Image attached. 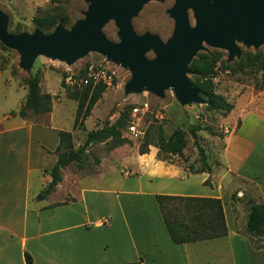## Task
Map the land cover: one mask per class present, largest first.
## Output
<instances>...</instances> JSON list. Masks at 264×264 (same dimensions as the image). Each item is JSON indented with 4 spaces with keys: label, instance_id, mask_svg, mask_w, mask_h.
I'll return each instance as SVG.
<instances>
[{
    "label": "crops",
    "instance_id": "0c3cea01",
    "mask_svg": "<svg viewBox=\"0 0 264 264\" xmlns=\"http://www.w3.org/2000/svg\"><path fill=\"white\" fill-rule=\"evenodd\" d=\"M3 73L0 70V76ZM14 85L21 87L18 81L0 80V103L10 99ZM23 88L26 92L16 103L18 108L3 109L0 116V264H26V252L32 264H202L209 243L218 241H223V253L230 252L231 258L236 260L242 248L249 254V264H264V248L257 249L238 233L230 195L223 194L233 187L235 179L253 182L259 191L256 202L264 204V101L253 99L240 113L241 125L224 138L219 166L208 162L211 173H192L186 166L158 159L157 150L151 149L148 154H137L136 169L126 164L127 159L124 163L110 156L102 159L110 163L114 174L125 167L117 189L90 184L92 180H109V174L99 171L82 176L71 169V164L61 169L63 180L56 190L38 200L37 195L51 181L49 171L58 161L55 151L60 144L59 133L66 130L61 125L63 115L56 108L25 118L10 115L18 112L26 100L28 88ZM69 169L78 193L68 189L56 198ZM195 176L200 177L203 192L195 193L176 184ZM156 195L221 199L228 236L175 245L166 236L162 215L146 227L132 220L130 210L121 201L131 196L155 199Z\"/></svg>",
    "mask_w": 264,
    "mask_h": 264
},
{
    "label": "rangeland",
    "instance_id": "374dc122",
    "mask_svg": "<svg viewBox=\"0 0 264 264\" xmlns=\"http://www.w3.org/2000/svg\"><path fill=\"white\" fill-rule=\"evenodd\" d=\"M89 5L90 3L86 0H0V11L8 17V30L13 34L33 35L37 30L49 34L55 29L50 31L41 29L35 22L36 18L56 16L60 21L59 24H63L61 20L66 19L67 23L63 26L66 29H71L78 20L85 18ZM174 5L175 0L150 1L132 20L136 33L139 36L152 33L158 35L163 41L169 40L173 37L175 30V21L170 14ZM189 13L191 24L195 25L194 12L190 10ZM103 30L109 39L121 42L119 28L115 20L109 21ZM237 45L241 48V57H236L230 62L227 51L211 48L204 44L203 50L198 52L192 63L200 57L199 61L194 64V68L192 63L189 65L190 72L187 74L196 89L205 88L207 82H212L214 92L234 106L230 113H226L217 109L213 102L199 91L202 102H190L185 105L180 103L173 90H165L163 97L149 90L141 93H127L125 87L132 80L133 72L129 68L108 61L96 52L89 53L72 64L59 59L38 56L31 71L27 72L20 67V54L16 50L7 48L0 41V70L4 71L0 80L10 79L13 80V83L18 81L21 86L16 88L14 85L10 88L12 90L9 95L10 99L0 103V116L4 114L3 109L7 111L17 109L16 103L19 104L23 100L26 92L23 86L28 88L29 78L40 76L42 92L52 96L53 108L62 113L61 125L66 131L71 130L75 149L85 143L88 134L92 131L105 127L114 132L112 137L90 146L80 163L71 165V169L82 176L96 175L99 171L111 176L109 180H99V182L92 180L90 184H99L101 187L115 186V189L121 185L122 174L120 172L122 173L121 169L125 167H120L118 174H114L110 163L108 164L107 160L106 164L108 165L102 162L104 157L110 156L111 159L117 160V162L122 160L123 163L127 159L125 160L126 164L131 165V169H136L137 154L145 136L139 140L128 133L126 116L135 105H149V108H142L144 121L141 126L146 132L149 130L152 140L159 129L162 130L163 140L172 137L176 130L182 132L180 138L184 143L183 154L173 155L161 152L157 146H150L149 152L151 149H156L158 159L186 166L188 169L190 165H194L196 169L200 168L201 156L192 136L194 126L199 125L202 130L197 131V136L200 145L206 151L208 162L219 166L218 155L225 146L224 138L241 125L240 113L253 99L264 101V69L260 68V62L255 59L257 53L264 54V45L259 48L249 47L241 41H237ZM216 56L219 57V60L213 72L208 75L200 73L199 70L204 72L208 70L209 62ZM147 57L154 58V52H150ZM240 61L241 63H239ZM98 62L109 66L114 72L113 84L111 87L97 92L93 102L90 99L83 100L74 92L78 89L72 88L67 79L69 77L78 78L89 66ZM30 115L35 116L32 111H30ZM156 142L158 141H154V143ZM71 169L67 171L65 183L56 198L62 197L68 189L78 193L79 188L72 186ZM125 170L127 171V169ZM199 181L200 177L195 176L176 184L181 188L200 193L203 192V188L199 185ZM134 182L131 183L134 185ZM209 182L207 181V183ZM143 186L146 187L144 184ZM230 187L224 190L223 194L229 193V198H231L232 194L236 193L238 198L244 200L236 203L237 231L251 241L246 230L249 213V205L246 201L248 198H253L256 201L259 191L253 182L237 179H235L233 187ZM121 201L125 208L127 206V209L130 210L132 220H139L146 227L152 226V219L158 218L159 220L161 218L157 201L150 196L123 197ZM233 212H235L234 207ZM252 239L254 247L262 244L259 238L253 237ZM222 243L223 241L209 243L207 251L204 252L202 264H249V254L244 249H238L235 260L231 258L230 252L223 253L225 248Z\"/></svg>",
    "mask_w": 264,
    "mask_h": 264
},
{
    "label": "water",
    "instance_id": "95a60500",
    "mask_svg": "<svg viewBox=\"0 0 264 264\" xmlns=\"http://www.w3.org/2000/svg\"><path fill=\"white\" fill-rule=\"evenodd\" d=\"M86 1L90 5L84 19L71 29L59 24L49 34L41 30L33 35L13 34L8 30V17L0 11V41L20 54V67L27 72L38 56L72 64L89 53H99L133 72L127 93L149 90L163 97L165 90H173L182 105L202 102L187 74L204 44L227 51L230 62L241 57L237 41L255 48L264 45V0H175L170 10L175 30L167 41L152 33L139 36L134 30L133 18L152 0ZM111 20L119 28L121 42L109 39L103 30ZM150 52L155 54L152 59L147 57Z\"/></svg>",
    "mask_w": 264,
    "mask_h": 264
},
{
    "label": "trees",
    "instance_id": "16d2710c",
    "mask_svg": "<svg viewBox=\"0 0 264 264\" xmlns=\"http://www.w3.org/2000/svg\"><path fill=\"white\" fill-rule=\"evenodd\" d=\"M63 24L67 23L66 19L61 20ZM36 24L45 31L55 29L59 20L56 16L48 18H36ZM203 57V56H202ZM200 57L192 63L198 62ZM255 59L260 62V68L264 69V54L257 53ZM219 57L216 56L209 63L210 66L206 72L199 70L200 73L208 75L213 72L218 62ZM241 63V61L239 62ZM86 71L82 72V75ZM28 94L25 102L18 112H12L11 115H19L22 118L29 116L30 111L34 115H43L52 112V96L43 93L41 89V77H30L27 83ZM107 86L99 84L95 87L92 85L86 86L81 90L74 91L76 95L83 100L90 99L94 101V96ZM200 93H203L209 101L213 102L214 106L230 113L234 106L227 103L222 96L214 92L212 82H207L205 88H197ZM133 108V107H132ZM131 108V110H132ZM214 109V108H211ZM127 113L126 120L129 125L130 112ZM127 125V127H128ZM202 130L201 126L196 125L192 130V136L195 145L201 156V167L196 169L194 165L189 166L192 173H211L212 168L208 163L205 149L200 145L197 131ZM182 132L176 130L172 137L168 140H163L162 130L159 129L157 134H154L153 140L150 138V132L147 130L143 139V144L139 148V154L144 155L149 153L150 146H157L161 152H166L173 155H182L184 152V143L180 138ZM114 135L110 128H101L92 131L88 134L83 145L75 149L73 142V134L71 132L60 131V144L55 153L58 156L57 164L49 171L51 181L45 189L38 195V200L48 198L63 180V171L61 167L66 168L73 163H80L83 156L87 153L90 146L95 143L102 142ZM154 141H158L154 143ZM234 210L236 211V203L244 201L243 198H238L234 193L231 196ZM155 199L159 206L165 228L168 232L170 240L175 245H183L196 243L201 241H209L228 236L229 229L227 226L223 202L219 198L199 197V196H172V195H156ZM246 203L249 205V213L247 216L246 230L251 237V242L254 244L253 237L259 238L261 245H255L257 249L264 248V204L258 203L253 198H248ZM26 264H32V257L29 253H25ZM126 264H142V262L126 263Z\"/></svg>",
    "mask_w": 264,
    "mask_h": 264
},
{
    "label": "built area",
    "instance_id": "2783aa9c",
    "mask_svg": "<svg viewBox=\"0 0 264 264\" xmlns=\"http://www.w3.org/2000/svg\"><path fill=\"white\" fill-rule=\"evenodd\" d=\"M114 72L111 71L109 66L96 63L88 67L86 73L78 78L69 77L67 82L72 88L78 90L83 89L86 86L92 85L93 87L104 84L107 87H111L114 81ZM142 106V105H141ZM133 106L130 112V121L127 127L128 133L135 139H142L145 136L146 130L142 128L141 124L144 121V110L142 108H149L147 106ZM163 118V116H162Z\"/></svg>",
    "mask_w": 264,
    "mask_h": 264
}]
</instances>
